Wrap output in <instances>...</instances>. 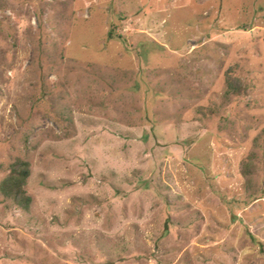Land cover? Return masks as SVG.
Returning a JSON list of instances; mask_svg holds the SVG:
<instances>
[{
	"label": "rangeland",
	"instance_id": "rangeland-1",
	"mask_svg": "<svg viewBox=\"0 0 264 264\" xmlns=\"http://www.w3.org/2000/svg\"><path fill=\"white\" fill-rule=\"evenodd\" d=\"M17 158L0 264H264V0H0Z\"/></svg>",
	"mask_w": 264,
	"mask_h": 264
},
{
	"label": "trees",
	"instance_id": "trees-1",
	"mask_svg": "<svg viewBox=\"0 0 264 264\" xmlns=\"http://www.w3.org/2000/svg\"><path fill=\"white\" fill-rule=\"evenodd\" d=\"M28 176V163L17 158L9 164L6 175L0 181V194L10 198L15 205H19L24 210L28 208L30 202L24 188Z\"/></svg>",
	"mask_w": 264,
	"mask_h": 264
}]
</instances>
